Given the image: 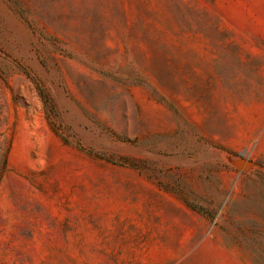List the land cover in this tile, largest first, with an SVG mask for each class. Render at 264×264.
Wrapping results in <instances>:
<instances>
[{"label": "rangeland", "instance_id": "rangeland-1", "mask_svg": "<svg viewBox=\"0 0 264 264\" xmlns=\"http://www.w3.org/2000/svg\"><path fill=\"white\" fill-rule=\"evenodd\" d=\"M0 264H264V0H0Z\"/></svg>", "mask_w": 264, "mask_h": 264}]
</instances>
